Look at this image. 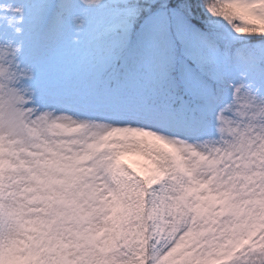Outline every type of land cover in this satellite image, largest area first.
Segmentation results:
<instances>
[{"label": "snow or ice", "instance_id": "snow-or-ice-1", "mask_svg": "<svg viewBox=\"0 0 264 264\" xmlns=\"http://www.w3.org/2000/svg\"><path fill=\"white\" fill-rule=\"evenodd\" d=\"M0 264H264V0H0Z\"/></svg>", "mask_w": 264, "mask_h": 264}]
</instances>
